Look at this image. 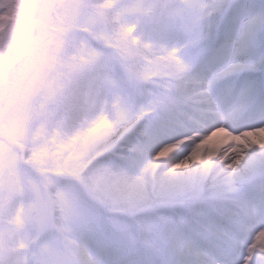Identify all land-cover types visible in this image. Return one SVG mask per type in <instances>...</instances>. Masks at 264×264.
Returning <instances> with one entry per match:
<instances>
[{
  "label": "snow or ice",
  "instance_id": "snow-or-ice-1",
  "mask_svg": "<svg viewBox=\"0 0 264 264\" xmlns=\"http://www.w3.org/2000/svg\"><path fill=\"white\" fill-rule=\"evenodd\" d=\"M161 7L148 32L122 18L115 0L107 6L106 13L100 11L98 0L72 4L65 0H31L30 23L12 34L6 33L0 41V129L21 127L36 115L34 98L39 93L43 71L40 54L55 46L72 57L89 46L86 36L95 45L90 51L103 53L98 78L104 87L98 89L97 107L86 117L85 127L90 126L89 121L104 119L108 101L105 88L120 87V82L111 75L109 51L118 53L133 81H140V73L150 65V77L162 76L164 87L174 88L176 98L196 111L214 110L230 118L247 109L257 92L255 74L264 71V54L256 51L257 37L264 32V0L258 7L247 0H180ZM0 15L7 16L8 12L0 10ZM230 22L238 24L239 29L234 38H229L230 58L226 62L220 64L217 53L203 59L199 67L185 61L186 47H197L212 39L220 26ZM180 33L191 34L192 39L179 47L167 43L168 37ZM29 53L31 61L24 71H18L21 58ZM240 72L248 73L249 78L238 88L230 86L225 90L226 95L235 94L236 100L231 106L222 107L212 88ZM138 107V118L125 115L119 125L111 124L95 136L82 137L76 145L59 153L65 171H71L95 192L99 203L114 215L136 216L126 201L109 198L108 193L116 183L133 190L140 207L146 211L168 205L191 209L187 231H181L166 218H161L165 230L160 233L151 224L138 221L143 234L139 245L133 234L114 222L113 230L130 247L166 258L136 259L128 264H264V143L247 139L248 133L264 131V122L235 134L238 138L235 147L217 157L219 170L211 169V161L201 163L194 159L196 145H193L190 155L174 164L165 175L154 176L151 171L134 177L117 176L109 170L102 174L84 173L105 151L120 149L121 159H138L148 150L156 136L146 123L141 127L145 110L142 105ZM260 113L264 118V101ZM133 133L135 140L125 143ZM213 134L202 143L220 148L221 141L213 139ZM241 137L244 139L240 140ZM36 151V145H30L29 158ZM167 153L169 149L161 151L157 159L165 160L162 158ZM192 169L200 171L191 174ZM245 185H258L259 195L243 192ZM23 201L24 189L19 182L10 173L0 177V264H104L92 255L88 241L77 235L78 230L93 223L80 207L58 196L54 198L51 215L41 222L27 214ZM196 237H203L204 242Z\"/></svg>",
  "mask_w": 264,
  "mask_h": 264
},
{
  "label": "rangeland",
  "instance_id": "rangeland-1",
  "mask_svg": "<svg viewBox=\"0 0 264 264\" xmlns=\"http://www.w3.org/2000/svg\"><path fill=\"white\" fill-rule=\"evenodd\" d=\"M134 1L135 0H131ZM249 4H255L257 7L261 4L262 0H247ZM104 2V0H101ZM112 1H110L106 6H108ZM180 0H170V2L164 1H154L151 0L150 4L147 5L145 8L142 3L139 2L140 5L137 8L133 7L134 10L127 9L126 11H120L121 17L137 23L141 27H143L146 31L151 32V28L153 25L154 20L156 19L157 15L162 10V5L165 4H175L179 3ZM116 3V1H115ZM31 0H27L25 3L17 2L14 8H11L8 11V15L4 16L3 19L0 20V29L4 27L5 24L9 23L10 21L18 22L21 25L29 24L31 21V9H30ZM136 4V3H134ZM105 6V5H104ZM137 9V10H136ZM137 11V12H136ZM239 29V25L235 23L231 30H227L226 26H220L214 35V37L205 43L202 42L201 45L197 47H192L189 45L184 49L183 57L186 62L192 63L195 66V63L199 60L201 62L203 59L207 58L208 56L217 53L219 63L223 64L230 58V50L228 48V42L230 37H235L237 35ZM192 39L191 34L180 33L175 36H170L167 38V43L174 47H179L181 44L185 43L186 41ZM222 44V45H220ZM256 51L258 54H264V32L260 33L257 37L256 41ZM46 52H42L40 55L43 57V62L46 57ZM88 53V50H85V54ZM115 53V52H114ZM102 53H92L88 55L85 60H83L80 64L82 66L85 63L91 62L94 63L98 60L99 56ZM32 54H27L17 65L18 71H24L26 65L31 61ZM94 61V62H93ZM118 61V55L116 57V63ZM200 64V63H199ZM43 65V63H42ZM86 65V64H85ZM199 67V65L197 66ZM145 72L140 74L141 80L140 81H133L130 77L127 79V83L125 85V94L121 103L113 109L109 116L105 119H101L96 123L88 122L90 126L85 127L83 126V122L85 121L86 117H90L94 110L97 107L96 104V97L98 89L103 88L104 86L102 83L92 84L88 90L86 95L82 100V106L79 111L80 119L72 120L66 119L65 125L60 129V134L63 138V141H67L65 145H61L56 149L50 151H38L33 155V158L30 160L24 159L22 160L24 165L30 166L28 172H24L23 177V187L26 191V201H25V210L27 214L33 218L34 220L38 221H45L49 215V207L47 205V201L44 197V189H37L35 187V179L36 176L47 178V174H57V170L55 167V161L59 155V153L63 152L67 145L72 141L76 140L77 143L80 141L82 137L88 136L92 137L95 136L98 132L102 131L103 129L110 127L111 124L119 125L120 122L124 119L125 115L127 117L132 118L136 112L139 111V107H143L145 110L144 115V122L141 124V127H144L146 123L148 125V130L155 134L156 139L165 138L168 134L177 127H184L186 124L193 121L198 112L192 108L191 106L184 104L183 102L179 101L176 98L175 92L171 94V97L167 100V104L163 107L162 114L159 116H148L147 115V106L148 104H141L137 100L139 96L146 95L149 97V93L151 96L149 97V102L152 101L153 97L159 91H165L166 88L164 87L163 77L159 75V77L153 82L151 86H144L145 82L143 81V75ZM120 74L117 65L112 68L111 75L112 77L117 80V76ZM249 78V74L246 72L237 73L227 79L218 82L212 88V94L216 99H220L226 102L225 107L231 106L236 100L235 94L229 96L225 94V90L230 86L233 88H238L240 84L244 82L245 79ZM255 80L257 83V92L261 93L258 97V100L255 104V107L252 111L247 113L242 119H240V114H237L229 121V126L236 130H242L246 127H251L255 125H259L260 123L264 122V118H262L260 113V105L262 101H264V76L259 74L258 72L255 74ZM107 97H109L112 88H105ZM108 103V101H107ZM105 104V107L107 106ZM123 109V111H121ZM169 110L176 111L175 113L177 116V122L173 121L172 123L168 124L166 127H162L160 124V120L164 118V116H168ZM191 114V117L188 120H184L183 115ZM170 115V114H169ZM240 119V120H239ZM80 124V126H77ZM130 136L135 137V133L131 134ZM213 139H219L221 141L220 148H210L208 144L202 142H193L189 140H185L184 143H193L196 145L194 151V159L199 160L201 163H207L209 161H218L217 157L220 155V150L226 145L229 140L233 139V137L228 136L225 132H219L213 134ZM237 141L238 138H234ZM243 140L244 138H239ZM247 139L253 142H260L264 143V131H257L253 133L247 134ZM177 149L172 150L170 153L166 154L165 157L162 159H166L170 155H174L177 151L183 147L182 144L177 145ZM119 151V150H118ZM185 151H193V147L191 149H185ZM35 160V166L30 161ZM31 161V162H32ZM212 165V164H211ZM113 168L122 167L125 171L129 174H133L139 171V166L128 165L124 162L123 159H119L117 162L109 165ZM32 168V169H31ZM34 168V169H33ZM256 186H248L245 185L242 188V191L250 194L247 192V189H251ZM28 196L35 197V204H30L27 201ZM59 196H62L65 200H67L70 204L74 206L72 201L70 200L67 190L64 189ZM46 201V203H45ZM45 203V204H44ZM34 207V208H32ZM87 207L94 210V218L92 225L87 229H81L77 231L78 237L85 239L89 243V248L91 250L92 255L100 259L104 262V264H128L129 261L136 260V259H143L146 260L147 257L149 261H154L156 256H153L149 253L144 252L141 248H133L130 247L127 242L114 231L108 224L101 223V220H107L108 215H103L100 208L92 203L87 202ZM182 215V216H181ZM119 218V215L115 217ZM161 218H166L173 223H175L181 231H187V224L192 220V213L191 210L186 213L180 212H166V213H158L152 215L148 218L139 219V221H144L152 225L153 229L156 233H160L165 230V225L162 223ZM116 221L122 225L129 233L135 235L139 229V223L135 227V225H131L129 223L123 222L119 219ZM143 235V234H142ZM197 239L204 242L203 237H196Z\"/></svg>",
  "mask_w": 264,
  "mask_h": 264
},
{
  "label": "trees",
  "instance_id": "trees-1",
  "mask_svg": "<svg viewBox=\"0 0 264 264\" xmlns=\"http://www.w3.org/2000/svg\"><path fill=\"white\" fill-rule=\"evenodd\" d=\"M110 1L104 0V2H101V0H98L102 13L107 12V7L104 5ZM150 1L144 0L143 2L147 5ZM17 2L25 3L27 0H0V10L8 12L11 8H14ZM65 2L72 4L79 2V0H65ZM116 4L120 5L122 10L133 7L130 0H117ZM6 5H10V7H6ZM3 16L0 15V19ZM229 24L231 27L235 23L230 22ZM24 26L14 21L5 24L0 29V41H3L6 33L12 34L21 30ZM86 39L89 40V46L79 49L72 57L65 56L62 50L55 46L47 49L43 71L40 75V90L34 98L36 115L30 117L21 127L10 130L0 129L1 134L9 137L16 145V147H13L0 137V177L10 173L23 188L22 173L29 167L26 166L23 170H20L16 165V159L22 156V152L24 153V159L30 160L38 151L46 152L58 147L63 142L59 128L64 119H80L79 111L82 100L88 88L99 82L98 77L100 75V63L86 64V66L80 67L82 60L86 58L84 50L95 46L90 37L86 36ZM37 132L38 135H36ZM134 140L135 137L130 136L125 143ZM33 144L36 145L37 151L29 158L27 150ZM121 155L122 151H119L115 156H109L103 159L102 162L107 165L111 164ZM31 161L30 163L33 164L31 166H35V160ZM48 179L47 195L53 208L54 198L58 197L61 191L66 188L59 178L48 176ZM246 191L250 194L254 193V190L247 189Z\"/></svg>",
  "mask_w": 264,
  "mask_h": 264
},
{
  "label": "clouds",
  "instance_id": "clouds-1",
  "mask_svg": "<svg viewBox=\"0 0 264 264\" xmlns=\"http://www.w3.org/2000/svg\"><path fill=\"white\" fill-rule=\"evenodd\" d=\"M217 103L222 107H225L226 102L220 99H216ZM198 115L195 116L192 122L186 124L184 127L174 128L167 137L154 140L149 146L148 150L138 159L128 158L123 159L128 165L139 166V171L133 174H129L122 167L113 168L102 162V158L112 151L103 152L96 162L88 169L83 170L84 173L102 174L104 170H109L112 173L119 176L120 174L128 175L130 177L144 175L151 171L154 176H161L168 173L169 169L179 161L186 159L190 155V151L185 149H191L193 143L185 144V140L202 142L206 137L213 133L225 132L228 136L233 137L229 142L223 146L220 150V156L225 155L229 150L235 147V134L241 133V130L233 129L229 126V121L233 118H225L220 116L214 110L197 111ZM178 144H182L183 147L180 151H177L170 158L165 160H158L161 151L170 149ZM221 165L218 161H213L211 165L212 170H219ZM200 169H192L191 174H196ZM64 184L68 196L74 206L80 207L85 214L94 218V210L87 207V202H92L100 207L104 213L108 215L107 220H101V223L108 224L114 229V222H117L113 212L99 203L95 192L83 185L71 171H65L60 177ZM109 198L115 202L124 200L128 206L134 209L136 215L145 212L146 210L140 207V202L136 194L126 184L116 183L115 186L108 193Z\"/></svg>",
  "mask_w": 264,
  "mask_h": 264
},
{
  "label": "bare ground",
  "instance_id": "bare-ground-1",
  "mask_svg": "<svg viewBox=\"0 0 264 264\" xmlns=\"http://www.w3.org/2000/svg\"><path fill=\"white\" fill-rule=\"evenodd\" d=\"M24 56H25V55H24ZM24 56H23V57H24ZM23 57H22V58H23ZM22 58H21V59H22ZM167 96H170V95H169V94H167ZM244 116H245V115H243V117H244ZM175 148H176V146H175V147H173V148H170V149H169V150H170V152H171L172 150H174ZM167 154H168V153H167Z\"/></svg>",
  "mask_w": 264,
  "mask_h": 264
}]
</instances>
